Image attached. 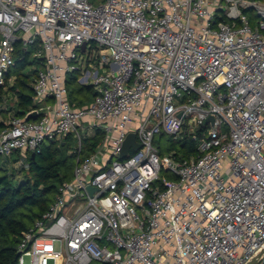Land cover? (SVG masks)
<instances>
[{"label": "built area", "instance_id": "2783aa9c", "mask_svg": "<svg viewBox=\"0 0 264 264\" xmlns=\"http://www.w3.org/2000/svg\"><path fill=\"white\" fill-rule=\"evenodd\" d=\"M94 1L0 0V86L30 46L40 60L0 157L27 168L43 143L78 142L17 264H264V0ZM69 74L90 103L69 102ZM182 132L196 155L153 148ZM131 133L140 148L120 160Z\"/></svg>", "mask_w": 264, "mask_h": 264}, {"label": "trees", "instance_id": "16d2710c", "mask_svg": "<svg viewBox=\"0 0 264 264\" xmlns=\"http://www.w3.org/2000/svg\"><path fill=\"white\" fill-rule=\"evenodd\" d=\"M29 56L28 51L22 60L15 62L14 67L7 74L6 79L10 75L14 76L13 85L0 86V106L8 96L14 100L11 102L13 107L10 106L7 110L0 109V114L6 116L10 112L14 117H22L32 107L31 84L35 71L40 66V60H30ZM31 66L34 68L27 71L26 69ZM77 77L78 74L66 76L67 91L70 83L77 82ZM78 86H80L79 90L90 87ZM3 121L4 119H0V131L5 128ZM68 138L43 143L33 158L31 155L26 157L27 168L14 166L19 170L20 178L16 176L18 173L14 172L15 169L12 172L9 169V161L16 163L17 156L14 155L11 160L0 157V264H17V246L22 233L31 228L35 220L48 209L49 195H53L57 188L53 180L59 177L61 168L66 166ZM188 151L190 155H196V148L190 146Z\"/></svg>", "mask_w": 264, "mask_h": 264}, {"label": "rangeland", "instance_id": "374dc122", "mask_svg": "<svg viewBox=\"0 0 264 264\" xmlns=\"http://www.w3.org/2000/svg\"><path fill=\"white\" fill-rule=\"evenodd\" d=\"M99 3V0H95L94 4L97 5ZM248 15L252 18H254V15L252 13H248ZM264 35V33H263ZM29 52L32 60V56L36 54V50L34 47H29ZM34 67L31 66L27 68V71L32 70ZM78 82H72L68 86V100L71 103H74L76 106H81L84 104H88L92 101L93 98V89L92 87L87 89L86 87H83V89L79 90L80 86H78ZM71 97H70V96ZM11 102L10 98H8ZM1 118V117H0ZM83 136V134H82ZM101 139V135L99 131L97 132H91L88 136H84L82 138V154L80 156V159H84L87 157L89 154H91L94 151L95 148V143L99 142ZM46 143V142H45ZM199 142L197 141H192L189 136H187L184 132L181 133L180 137H174L173 135H166V134H161V135H155L152 140V146L155 150H157L158 154L160 156H169L171 153H176L180 155H190L191 153L188 151V147H193L197 148ZM67 145H68V152H67V159H66V166L62 167L59 173V177L55 180H53L54 184L59 186L63 182H68L73 179V170L76 162V156L73 155V152L77 148L78 142L73 138L69 137L67 140ZM13 162L9 161V169L10 172H12L14 169V172L17 174L18 169L14 168L18 167V165ZM18 178L21 177V175L18 173L16 175ZM62 181V182H61ZM61 182V183H60ZM55 197V192L53 195H49V200L51 203L54 200ZM28 263V259L25 258V264ZM91 264H102L98 262H93Z\"/></svg>", "mask_w": 264, "mask_h": 264}, {"label": "water", "instance_id": "95a60500", "mask_svg": "<svg viewBox=\"0 0 264 264\" xmlns=\"http://www.w3.org/2000/svg\"><path fill=\"white\" fill-rule=\"evenodd\" d=\"M90 2H92V0H89ZM82 48H84V45L82 46ZM37 115L36 112H32L30 113L26 119H36ZM207 122H212V118H208ZM138 148H140V145L137 144L136 140H135V135L134 134H128L125 138V140L122 143L121 146V151L119 154V159L123 160L125 159L128 155H129V151L131 150L132 152L136 151ZM34 157V154H31V158ZM87 190L90 194H92L95 189L93 187H87Z\"/></svg>", "mask_w": 264, "mask_h": 264}, {"label": "crops", "instance_id": "0c3cea01", "mask_svg": "<svg viewBox=\"0 0 264 264\" xmlns=\"http://www.w3.org/2000/svg\"><path fill=\"white\" fill-rule=\"evenodd\" d=\"M8 98H10L9 96L7 97V99H5V102L3 101V104L0 106V109H3V110H7L8 109V107H10V106H12V104H11V101L10 100H8ZM14 101V100H13ZM13 107V106H12ZM10 116H12V113H8L6 116L5 115H3V114H0V119H4V121L5 120H7ZM60 141H62V140H60Z\"/></svg>", "mask_w": 264, "mask_h": 264}]
</instances>
